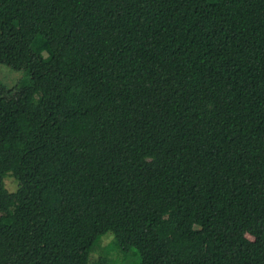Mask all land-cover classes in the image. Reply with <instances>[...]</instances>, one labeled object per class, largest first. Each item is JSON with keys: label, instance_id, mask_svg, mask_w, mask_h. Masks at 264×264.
<instances>
[{"label": "trees", "instance_id": "trees-1", "mask_svg": "<svg viewBox=\"0 0 264 264\" xmlns=\"http://www.w3.org/2000/svg\"><path fill=\"white\" fill-rule=\"evenodd\" d=\"M0 65V264H264V0H0Z\"/></svg>", "mask_w": 264, "mask_h": 264}, {"label": "rangeland", "instance_id": "rangeland-1", "mask_svg": "<svg viewBox=\"0 0 264 264\" xmlns=\"http://www.w3.org/2000/svg\"><path fill=\"white\" fill-rule=\"evenodd\" d=\"M44 57L47 54L44 53ZM26 76L25 71H15L7 66L0 65V81L6 86L12 88L17 85L18 81ZM6 188L11 192L17 189V183L14 181L13 176H7L5 179ZM113 244V237L109 234L102 239L100 245L96 248L92 254V260H97L107 254V249ZM137 250L135 248L131 249L128 255L125 257L119 249L113 251L110 256H113L114 261L111 264H136L138 262V257L136 255ZM139 263V262H138Z\"/></svg>", "mask_w": 264, "mask_h": 264}]
</instances>
